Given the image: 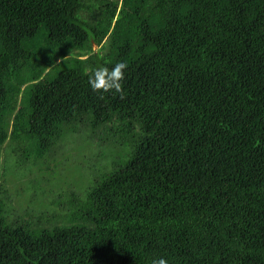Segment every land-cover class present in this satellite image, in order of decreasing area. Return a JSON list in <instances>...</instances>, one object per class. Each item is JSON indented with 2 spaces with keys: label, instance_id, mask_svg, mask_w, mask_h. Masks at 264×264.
<instances>
[{
  "label": "trees",
  "instance_id": "1",
  "mask_svg": "<svg viewBox=\"0 0 264 264\" xmlns=\"http://www.w3.org/2000/svg\"><path fill=\"white\" fill-rule=\"evenodd\" d=\"M160 257L264 264V0H0V264Z\"/></svg>",
  "mask_w": 264,
  "mask_h": 264
},
{
  "label": "rangeland",
  "instance_id": "2",
  "mask_svg": "<svg viewBox=\"0 0 264 264\" xmlns=\"http://www.w3.org/2000/svg\"><path fill=\"white\" fill-rule=\"evenodd\" d=\"M94 49H95V51H98L99 47L95 45ZM77 154H78V152L74 151V152H72V154L70 156H76ZM25 158L28 159V156L25 155ZM84 159L85 158H81L79 160V162L78 161L73 162L71 160L66 161V159L65 160L63 159V162H62L63 165L60 166V169H62V170L58 171L57 175L54 177V181H56L58 184V182L64 183L66 180L70 179L72 181L70 183L73 185L72 188H76V186L78 184L77 183L78 177L83 178V175L81 173L82 169H81V167H78V166L83 162ZM75 160H77V158H75ZM17 161H18V159H13L12 161H9L5 166V171L7 172V178H6L7 189H10V193L12 192L14 204L17 203L18 195H21L22 198H24V200L27 199L28 192H29L28 188H30L29 186H31L30 181H35L37 179L39 180V178H44V179L50 178V176L48 175L49 173L47 174V171L44 170V166H42L41 162L36 161L35 164H33L34 162L31 161V162H29V165H28V163L26 164L27 166L26 165L20 166ZM54 166L55 165L52 162L51 168H54ZM59 173H61V174L58 175ZM28 174H30V176H28ZM30 178H32V179H30ZM63 178H64V180H63ZM43 186L47 187L44 184H43ZM64 188H65V190H68L69 184H65ZM67 192H69V191H67ZM26 201L28 202L29 200H26ZM41 204H43V203H41ZM15 210H21V209H20V207H17ZM37 222H38V220H37Z\"/></svg>",
  "mask_w": 264,
  "mask_h": 264
},
{
  "label": "clouds",
  "instance_id": "3",
  "mask_svg": "<svg viewBox=\"0 0 264 264\" xmlns=\"http://www.w3.org/2000/svg\"><path fill=\"white\" fill-rule=\"evenodd\" d=\"M126 69L127 65L123 62H117L111 69L100 67L89 77V85L93 91L120 93L122 90L120 82L124 78ZM151 264H168V262L160 257L152 259Z\"/></svg>",
  "mask_w": 264,
  "mask_h": 264
}]
</instances>
